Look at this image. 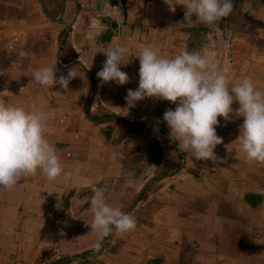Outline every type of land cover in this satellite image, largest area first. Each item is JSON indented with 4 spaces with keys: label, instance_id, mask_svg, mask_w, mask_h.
Returning a JSON list of instances; mask_svg holds the SVG:
<instances>
[{
    "label": "crops",
    "instance_id": "1",
    "mask_svg": "<svg viewBox=\"0 0 264 264\" xmlns=\"http://www.w3.org/2000/svg\"><path fill=\"white\" fill-rule=\"evenodd\" d=\"M112 1L0 0V98L50 112L45 138L65 172L79 170L49 181L38 169L11 190L0 188V264H264V164L238 150V102L230 120L218 117L223 143L211 163L170 141L163 114L176 104L145 98L129 107L125 100L138 88L143 46L168 58L199 52L230 84L248 77L264 91V0H232L233 19L212 25L183 22L180 0H172L174 13L165 0H121L128 21L118 34L100 16ZM237 18L250 22L240 26ZM93 21L100 31L90 39ZM251 22L261 27L252 31ZM117 44L129 49V64L120 66L129 82L101 86L96 74ZM50 66L57 77L73 69L68 89L32 79ZM93 186L137 221L133 231L103 237L99 249L88 227Z\"/></svg>",
    "mask_w": 264,
    "mask_h": 264
},
{
    "label": "clouds",
    "instance_id": "2",
    "mask_svg": "<svg viewBox=\"0 0 264 264\" xmlns=\"http://www.w3.org/2000/svg\"><path fill=\"white\" fill-rule=\"evenodd\" d=\"M171 12H175L172 0H165ZM185 8L184 21L189 25L199 22L212 25L228 16L232 0H180ZM195 17V21H193ZM99 27L93 21L88 37L99 34ZM9 51L12 45L8 46ZM129 49L117 44L108 50L106 60L97 78L104 83L114 81L118 85L129 82L127 73L121 71L125 54ZM21 57L34 56V53L21 51ZM139 58L138 88L128 89L125 100L129 107L145 98H156L176 104L163 114L170 130L169 139L178 142L177 147L192 158L215 163L217 145L223 143L217 135L218 117L230 120L232 105L238 102L235 110L244 121L239 126L236 138L238 150L245 154L249 163L264 164V91L255 87L248 77L230 84L225 73L217 69L211 58L199 52L181 51L174 57L158 55L150 46H143L137 53ZM70 69L68 75L57 77L55 67H42L36 70L32 79L40 86L59 85L64 90L74 78ZM58 92V91H57ZM51 113L41 109L26 110L24 107L0 98V188L11 190L25 175H34L39 169L49 180L56 181L63 175L67 181L79 170L65 172L56 149L45 138ZM92 222L88 227L99 239L94 247L99 249L103 237L115 232L124 234L137 227V221L118 207L105 200L103 187H92Z\"/></svg>",
    "mask_w": 264,
    "mask_h": 264
},
{
    "label": "built area",
    "instance_id": "3",
    "mask_svg": "<svg viewBox=\"0 0 264 264\" xmlns=\"http://www.w3.org/2000/svg\"><path fill=\"white\" fill-rule=\"evenodd\" d=\"M100 16L109 20L111 23L115 24L117 34L121 29L127 24L128 21V10L121 0H113L112 2L102 4ZM115 48V47H114ZM124 63L121 66H126L129 64L128 58L124 57Z\"/></svg>",
    "mask_w": 264,
    "mask_h": 264
},
{
    "label": "rangeland",
    "instance_id": "4",
    "mask_svg": "<svg viewBox=\"0 0 264 264\" xmlns=\"http://www.w3.org/2000/svg\"><path fill=\"white\" fill-rule=\"evenodd\" d=\"M232 16H234V14H233L232 11H231V13H230L227 17H228V19L232 20V19H233ZM227 17H226V18H227ZM249 22H250V20H249L248 18L246 19L245 22L242 21V20H238V18H237L236 21H235V23H236L237 25H240V26L246 25V23L249 24ZM250 25H251V29H252V31H254L256 28L259 29V28L261 27V24H259V23H257V22H251ZM262 45H263V44H262ZM113 48H114V47H113Z\"/></svg>",
    "mask_w": 264,
    "mask_h": 264
},
{
    "label": "water",
    "instance_id": "5",
    "mask_svg": "<svg viewBox=\"0 0 264 264\" xmlns=\"http://www.w3.org/2000/svg\"><path fill=\"white\" fill-rule=\"evenodd\" d=\"M78 10H79V8H78ZM65 38H66V36H65ZM77 64H79V65L85 70L86 74H87L90 78H92L91 75H90V72H89V71L83 66V64H82L81 62H78V61H77ZM111 119H112V120H122V121H125V122H127L131 127H133L134 129L138 130V128H137L133 123L129 122V121L126 120L125 118H122V117H112ZM156 126H159V124H156ZM107 237H108V236L104 237V242L106 241V238H107ZM103 247H104V245L102 246V249H103ZM67 261H70V260H67ZM67 261H65V262H67Z\"/></svg>",
    "mask_w": 264,
    "mask_h": 264
},
{
    "label": "trees",
    "instance_id": "6",
    "mask_svg": "<svg viewBox=\"0 0 264 264\" xmlns=\"http://www.w3.org/2000/svg\"><path fill=\"white\" fill-rule=\"evenodd\" d=\"M233 1H238V0H233ZM227 17V16H226ZM226 17L221 18L220 20L224 21Z\"/></svg>",
    "mask_w": 264,
    "mask_h": 264
}]
</instances>
